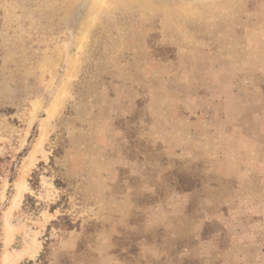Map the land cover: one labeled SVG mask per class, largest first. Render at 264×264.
I'll list each match as a JSON object with an SVG mask.
<instances>
[{
  "label": "rangeland",
  "instance_id": "374dc122",
  "mask_svg": "<svg viewBox=\"0 0 264 264\" xmlns=\"http://www.w3.org/2000/svg\"><path fill=\"white\" fill-rule=\"evenodd\" d=\"M90 1L0 0V264H264V0Z\"/></svg>",
  "mask_w": 264,
  "mask_h": 264
},
{
  "label": "bare ground",
  "instance_id": "6f19581e",
  "mask_svg": "<svg viewBox=\"0 0 264 264\" xmlns=\"http://www.w3.org/2000/svg\"><path fill=\"white\" fill-rule=\"evenodd\" d=\"M100 1L101 0H94L91 10L88 8L89 9L88 10V14H91L90 12H92V13L95 12V10L98 8V5H99ZM85 21L84 20L82 21L81 27L85 23ZM63 90H64L63 94H65L66 90H67V85L64 86ZM58 103L59 102L57 100L54 101L52 103V105L50 106V108L48 109V111H47V115H46V117L44 119V123H43V126H42V131H41L42 133H41L40 137L37 139V141L35 142L32 150L30 151V154H28V156L26 157V160L24 161V163H23V165L21 167L22 176L25 175L28 172L29 168L34 164V162L36 160V154L42 148L43 140H44V138L46 136V133H45L46 127H47L46 125L49 123L50 118H52V116L54 115V113H55V111L57 109ZM23 183L24 182H22V180H20L18 182L17 192L15 193V195L12 198L11 207H15L20 202V200L22 198V192L24 190V184ZM34 251L35 250H31V251L28 252V254H32Z\"/></svg>",
  "mask_w": 264,
  "mask_h": 264
},
{
  "label": "flooded vegetation",
  "instance_id": "af4514ba",
  "mask_svg": "<svg viewBox=\"0 0 264 264\" xmlns=\"http://www.w3.org/2000/svg\"><path fill=\"white\" fill-rule=\"evenodd\" d=\"M90 0H77L76 6L70 9L66 13L65 20L62 21V27H65L68 30V34L70 36V40H73L75 33L74 27L78 24V19L81 18L86 10L87 5L89 4Z\"/></svg>",
  "mask_w": 264,
  "mask_h": 264
}]
</instances>
